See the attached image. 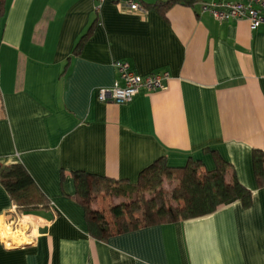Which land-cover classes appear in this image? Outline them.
Wrapping results in <instances>:
<instances>
[{"label": "crops", "instance_id": "crops-1", "mask_svg": "<svg viewBox=\"0 0 264 264\" xmlns=\"http://www.w3.org/2000/svg\"><path fill=\"white\" fill-rule=\"evenodd\" d=\"M200 1L163 12L0 0V162L22 164L50 201L23 213L0 184V264H264V187L252 166L253 150L264 151V26L218 22ZM120 60L141 76L166 71L164 88L99 101ZM216 155L251 191L248 206L232 200L107 240L89 234L72 172L133 183L158 158L210 170Z\"/></svg>", "mask_w": 264, "mask_h": 264}, {"label": "trees", "instance_id": "trees-1", "mask_svg": "<svg viewBox=\"0 0 264 264\" xmlns=\"http://www.w3.org/2000/svg\"><path fill=\"white\" fill-rule=\"evenodd\" d=\"M200 0H165L143 7H157L163 12L174 4L192 6ZM252 166L257 187H264V151L254 149ZM74 200L83 206L89 234L97 240L143 227L200 217L221 205L239 200L251 202V191L243 186L231 165L216 155L215 167L204 169L198 160L189 158L183 166L171 167L158 158L143 168L135 182L113 180L84 171L72 172ZM165 180L174 182L166 192ZM0 184L7 191L16 210L32 213L49 207L50 201L20 163L0 162ZM123 199L109 207V218L92 206L98 195Z\"/></svg>", "mask_w": 264, "mask_h": 264}, {"label": "built area", "instance_id": "built-area-1", "mask_svg": "<svg viewBox=\"0 0 264 264\" xmlns=\"http://www.w3.org/2000/svg\"><path fill=\"white\" fill-rule=\"evenodd\" d=\"M104 0H96L98 4ZM119 4L127 11H144L140 0H111ZM201 12L209 14L214 20L248 21L251 29L264 26V0H201L199 2ZM113 66L117 73V79L111 86L98 87L97 98L101 102H114L117 104L129 102L141 90L154 91L164 88L163 80L167 78L166 71L150 73L145 76L137 74L127 61H115ZM16 209V206L14 205ZM17 232L24 234L29 224L16 227Z\"/></svg>", "mask_w": 264, "mask_h": 264}, {"label": "rangeland", "instance_id": "rangeland-1", "mask_svg": "<svg viewBox=\"0 0 264 264\" xmlns=\"http://www.w3.org/2000/svg\"><path fill=\"white\" fill-rule=\"evenodd\" d=\"M174 184H175L174 182L165 180L163 183V188L166 192H169L173 188ZM120 201H123V199L117 198V197H110L105 194H101V195H98V197L93 201L92 206L94 207V205L99 204V207L97 209L103 211L105 215L109 218L108 213H109L110 205L113 203H118ZM20 233L21 232H16V234H20ZM17 242L23 243L25 242V239H20V241H17Z\"/></svg>", "mask_w": 264, "mask_h": 264}, {"label": "bare ground", "instance_id": "bare-ground-1", "mask_svg": "<svg viewBox=\"0 0 264 264\" xmlns=\"http://www.w3.org/2000/svg\"><path fill=\"white\" fill-rule=\"evenodd\" d=\"M21 223H22L23 226L26 225V224H29L28 221L24 220L23 218L21 220Z\"/></svg>", "mask_w": 264, "mask_h": 264}]
</instances>
